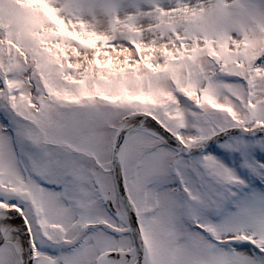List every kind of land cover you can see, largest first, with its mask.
<instances>
[{"label":"snow or ice","instance_id":"snow-or-ice-1","mask_svg":"<svg viewBox=\"0 0 264 264\" xmlns=\"http://www.w3.org/2000/svg\"><path fill=\"white\" fill-rule=\"evenodd\" d=\"M0 264H264V0H0Z\"/></svg>","mask_w":264,"mask_h":264}]
</instances>
